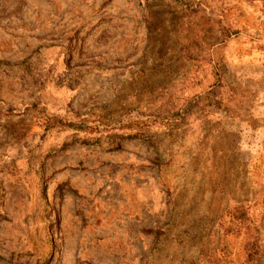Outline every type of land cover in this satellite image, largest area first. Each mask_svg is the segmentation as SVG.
Returning a JSON list of instances; mask_svg holds the SVG:
<instances>
[{
	"label": "rangeland",
	"instance_id": "rangeland-1",
	"mask_svg": "<svg viewBox=\"0 0 264 264\" xmlns=\"http://www.w3.org/2000/svg\"><path fill=\"white\" fill-rule=\"evenodd\" d=\"M0 264H264V0H0Z\"/></svg>",
	"mask_w": 264,
	"mask_h": 264
}]
</instances>
